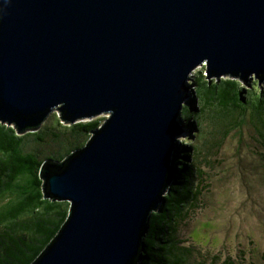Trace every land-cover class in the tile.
I'll return each instance as SVG.
<instances>
[{"label":"water","instance_id":"obj_1","mask_svg":"<svg viewBox=\"0 0 264 264\" xmlns=\"http://www.w3.org/2000/svg\"><path fill=\"white\" fill-rule=\"evenodd\" d=\"M264 83V0H0V122L110 115L42 168L69 219L34 264H142L174 182L190 75Z\"/></svg>","mask_w":264,"mask_h":264},{"label":"trees","instance_id":"obj_2","mask_svg":"<svg viewBox=\"0 0 264 264\" xmlns=\"http://www.w3.org/2000/svg\"><path fill=\"white\" fill-rule=\"evenodd\" d=\"M188 86H194L195 92L190 94V101L181 112L184 130H201L205 112L214 98L238 121L252 115L264 146V90L259 93L248 86L250 99L245 100V88L238 80L231 78L212 84L202 71L192 74ZM52 118L36 132L24 135L0 122V264H34L56 240L69 219L71 204L46 198L41 178L43 165L49 160L63 162L84 148L89 143L86 138L91 139L104 122L96 120L64 127L62 119ZM46 142L54 144L57 150L41 151L39 145ZM180 148L174 154V182L166 203L152 215L142 264L195 261L197 250L182 239L181 231L191 209L199 207L203 195L196 183L198 172L194 165L198 148L186 143ZM211 264L239 263L232 258L220 261L218 257Z\"/></svg>","mask_w":264,"mask_h":264},{"label":"rangeland","instance_id":"obj_3","mask_svg":"<svg viewBox=\"0 0 264 264\" xmlns=\"http://www.w3.org/2000/svg\"><path fill=\"white\" fill-rule=\"evenodd\" d=\"M197 71L208 75L212 84L232 78L211 77L207 63ZM232 79L244 86L245 100L250 99L248 86L255 92L264 90V83L256 75L248 81ZM194 89V86L188 88L189 95L194 94ZM213 100L200 131L188 132L181 123L177 133L174 151L182 150L183 143L198 148V157L194 159L198 172L196 183L203 190L199 207L191 209L182 227V239L197 250L192 264H211L218 257L220 261L232 258L239 264H264V146L252 115L238 121V117L229 116L219 100ZM109 116L81 123L103 120V127ZM61 117L59 111L51 116L54 120ZM63 126L71 125L64 122ZM91 139L86 138L87 142ZM38 148L46 153L57 150L51 142L41 143Z\"/></svg>","mask_w":264,"mask_h":264},{"label":"bare ground","instance_id":"obj_4","mask_svg":"<svg viewBox=\"0 0 264 264\" xmlns=\"http://www.w3.org/2000/svg\"><path fill=\"white\" fill-rule=\"evenodd\" d=\"M189 99V98H188Z\"/></svg>","mask_w":264,"mask_h":264}]
</instances>
